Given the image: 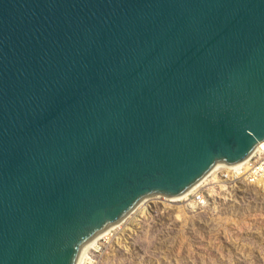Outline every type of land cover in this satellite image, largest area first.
<instances>
[{"label":"water","instance_id":"95a60500","mask_svg":"<svg viewBox=\"0 0 264 264\" xmlns=\"http://www.w3.org/2000/svg\"><path fill=\"white\" fill-rule=\"evenodd\" d=\"M262 143L264 0H0V264H77Z\"/></svg>","mask_w":264,"mask_h":264},{"label":"rangeland","instance_id":"374dc122","mask_svg":"<svg viewBox=\"0 0 264 264\" xmlns=\"http://www.w3.org/2000/svg\"><path fill=\"white\" fill-rule=\"evenodd\" d=\"M219 191L201 208L147 199L84 264H264V186Z\"/></svg>","mask_w":264,"mask_h":264},{"label":"built area","instance_id":"2783aa9c","mask_svg":"<svg viewBox=\"0 0 264 264\" xmlns=\"http://www.w3.org/2000/svg\"><path fill=\"white\" fill-rule=\"evenodd\" d=\"M205 178L206 180L188 197L199 208L205 205L204 191L207 187L213 186L220 190L221 194H226L241 186H264V143L258 145L250 157L240 165H219L212 169Z\"/></svg>","mask_w":264,"mask_h":264},{"label":"bare ground","instance_id":"6f19581e","mask_svg":"<svg viewBox=\"0 0 264 264\" xmlns=\"http://www.w3.org/2000/svg\"><path fill=\"white\" fill-rule=\"evenodd\" d=\"M260 145H262V144H260ZM251 155V154H250ZM250 155H249V157H250ZM248 157V158H249ZM247 158V159H248ZM245 161V160H244ZM243 161V162H244ZM242 162V163H243ZM237 165H240V163L239 164H236V165H234V166H237ZM219 165H217V166H215L213 169H215V168H217ZM206 180V178H203L202 180H201V182L200 183H198V184H196V185H194V186H192V187H190L189 189H187L184 193H182L181 195H179V196H176V197H173V198H165V197H163V196H157V197H153V198H163V199H165V200H168V201H172V202H175V201H186L187 202V206H189V207H191V208H193V206H194V202L191 200V199H189L188 197L190 196V195H192L196 190H197V188L200 186V184L201 183H203L204 181ZM148 199H150V198H148ZM147 201V199H145V200H142L133 210H132V212H130L123 220H121L120 222H118L116 225H114V226H112V227H110V228H108V229H106L104 232H102L100 235H98L91 243H89L86 247H85V249L82 251V254H81V256H80V258H79V261H78V263L77 264H84V262H85V257H86V253L89 251V250H94L95 248H96V245H97V242L99 241V240H101V239H103V238H105L106 236H108V234H110L112 231H115V230H117L118 228H121V226H122V224L124 223V221L125 220H127L128 219V217L129 216H131L134 212H136V210H137V208H139L144 202H146ZM196 208V207H195ZM145 212V211H144ZM143 213V212H142ZM137 217V216H136ZM136 219V218H135ZM134 220V219H133ZM121 230V229H120Z\"/></svg>","mask_w":264,"mask_h":264}]
</instances>
